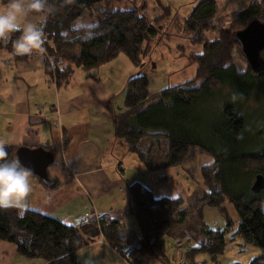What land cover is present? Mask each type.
<instances>
[{"label": "trees", "instance_id": "1", "mask_svg": "<svg viewBox=\"0 0 264 264\" xmlns=\"http://www.w3.org/2000/svg\"><path fill=\"white\" fill-rule=\"evenodd\" d=\"M121 2L47 0L50 11L41 24L43 47L50 60L45 59V72L57 86L66 83L76 68L90 77L121 55L133 67L141 65L159 31L138 10L117 8ZM157 7L160 14L155 22L163 24L173 16L169 5L157 3ZM217 12V0H198L182 23L190 35L189 43L201 46L200 54L187 56L195 65V81L200 85H176L151 94L147 77L134 76L125 86L124 109L113 118L115 140L148 172L180 167L191 150L211 157L212 164L200 168L202 190L196 205L189 207L182 198L155 199L147 187L133 183L129 186L131 211L141 228L137 239L108 216L70 227L33 210L19 214L16 208H0L1 241L13 244L17 254L28 260L78 264V251L103 238L129 264H140L143 257L166 264V240L185 239L198 244L184 252L186 264H199L198 255L215 261L226 244L239 237L243 244L259 249L260 255L248 264H264V188L257 195L251 192L255 178L264 179V128L249 129L241 108L242 102L253 103L257 91L264 92V67L253 73L250 69L239 72L233 65L234 55L242 56L234 35L252 21L264 24V0H252L245 9L229 13L228 27L217 29V37L208 41L204 34L216 31ZM84 15L95 23L75 28ZM2 49L12 51L11 42L0 43ZM260 58L264 64V50ZM234 94H242V98L237 95L233 102ZM162 137L167 142L166 153L155 161V143ZM5 147L7 158L12 159L17 149ZM227 204L235 211L236 225L228 218ZM204 209L218 212L225 227L212 230L196 220L195 226H189V219ZM192 229L201 235L195 239Z\"/></svg>", "mask_w": 264, "mask_h": 264}, {"label": "crops", "instance_id": "2", "mask_svg": "<svg viewBox=\"0 0 264 264\" xmlns=\"http://www.w3.org/2000/svg\"><path fill=\"white\" fill-rule=\"evenodd\" d=\"M127 1L151 24L157 23L155 19L160 14L157 3L169 5L173 16L166 22L174 20L173 24H178L173 0ZM41 17L30 15L28 19L41 27L44 21ZM119 57L90 77L82 68H76L66 83L57 86L55 79L45 72L42 52L16 56L13 50H0V143L16 149L43 148L53 156L56 153L58 158L47 169L52 185L46 186L34 175L33 192L24 208H16L19 214L33 210L70 227H78L87 219L108 216L121 222L124 231L141 237L140 225L131 211L129 186L140 183L151 191L144 182L148 175L159 174L158 185L164 187L168 179L163 175L165 170L146 171L137 157L127 153L114 138L113 118L124 109L115 107L114 88L125 90L128 79L136 76L127 59ZM117 65L121 66V72L115 71ZM176 198L180 197H169ZM203 211L205 215H214L211 224H207L209 228L225 227L218 212ZM172 242L174 245L175 241ZM77 260L78 264H129L103 238L79 250ZM0 264L46 263L23 258L13 244L0 240ZM140 264L165 263L144 257Z\"/></svg>", "mask_w": 264, "mask_h": 264}, {"label": "rangeland", "instance_id": "3", "mask_svg": "<svg viewBox=\"0 0 264 264\" xmlns=\"http://www.w3.org/2000/svg\"><path fill=\"white\" fill-rule=\"evenodd\" d=\"M174 10L178 18V24H173L174 20H169L163 25L157 23H152L155 26L159 34L157 39L150 43V50L146 58L142 61L138 68L133 67L128 63L136 73V76L145 75L148 79V91L151 94L158 93L166 87H173L176 85H183L191 83V87H197L200 85V81H195V65L188 62L187 56L189 54L198 55L201 53L200 45H192L189 43L190 35L183 28V19L185 15L190 14V9L195 5L198 0H173ZM218 12L216 16V31L208 30L205 32V38L208 41H212L217 37V29L228 27V15L232 11H241L249 5L247 0H217ZM117 8H131V4L127 0H123L121 3L116 5ZM174 21V22H173ZM95 22L90 19L88 15L85 18L79 20L74 27H84L91 26ZM126 60L124 56H120ZM128 61V60H127ZM129 62V61H128ZM233 65L235 69L239 72H245L249 68L247 60L240 56L234 55ZM105 65L98 68H103ZM115 71L121 72V66L117 65ZM133 72V73H134ZM130 75V74H129ZM116 97V108H123V91H119L120 88H114ZM225 97V93L222 94ZM118 101V104H117ZM243 103V104H242ZM241 108H243L244 115L247 117V122L249 129L255 130L257 128H264V92L257 91L253 96V103L244 104L242 102ZM158 144L154 151L155 161H160L166 153L167 142L164 137L158 139ZM130 156V155H129ZM132 158H135L131 155ZM197 156V157H196ZM55 161H57V155H54ZM136 160V159H134ZM212 163L211 157L207 154L200 153L198 150H191L189 157L185 164L180 167H174L165 169L163 175L168 179L166 187L158 185L159 174H150L146 177L144 182L147 183L148 187L151 189L154 198L158 199L161 197H180L185 201V205L189 207L196 205L195 199L201 195L202 185L200 168L205 165ZM189 207L187 210H189ZM226 212L229 220L236 225L238 223L235 211L231 205H226ZM262 210L264 212V202L262 204ZM215 212V211H214ZM195 216V214L193 213ZM205 212H200L196 214L195 219H189L190 225L195 224V220L198 223H204L210 225L212 220V213L205 215ZM198 223V224H199ZM195 226V225H194ZM208 227V226H207ZM209 228V227H208ZM211 229V228H209ZM195 239L201 235L198 229H193ZM139 238L138 235L135 239ZM181 248L179 252H185L189 247L197 246L196 242L183 239L181 242ZM166 255L169 258V264H179L177 251L174 249L173 242L170 239L166 240ZM176 251L175 256L173 253ZM173 255V257H172ZM260 255L259 249L252 245L243 244L239 237H235L232 241L228 242L225 249L215 261L205 254L198 255L196 257L197 263L201 264H248L252 259ZM144 258V257H143Z\"/></svg>", "mask_w": 264, "mask_h": 264}, {"label": "clouds", "instance_id": "4", "mask_svg": "<svg viewBox=\"0 0 264 264\" xmlns=\"http://www.w3.org/2000/svg\"><path fill=\"white\" fill-rule=\"evenodd\" d=\"M47 0H0V43L11 42L13 54L31 56L43 52L44 33L29 20L32 14H49ZM19 33L13 39V35ZM242 98L234 94L232 101ZM8 152L0 143V208L21 209L33 192L32 169L23 165L18 157L8 159Z\"/></svg>", "mask_w": 264, "mask_h": 264}, {"label": "water", "instance_id": "5", "mask_svg": "<svg viewBox=\"0 0 264 264\" xmlns=\"http://www.w3.org/2000/svg\"><path fill=\"white\" fill-rule=\"evenodd\" d=\"M234 39L240 47L242 56L248 62V68L253 73L260 72L264 67L260 58V53L264 50V24L252 21L244 30L236 33ZM15 157H18L23 165L32 169L33 174L43 184L52 185L47 175V169L54 162V156L51 152L43 148L33 150L19 148L14 153L13 158ZM263 188L264 179L262 176H257L251 186L252 194H259Z\"/></svg>", "mask_w": 264, "mask_h": 264}, {"label": "built area", "instance_id": "6", "mask_svg": "<svg viewBox=\"0 0 264 264\" xmlns=\"http://www.w3.org/2000/svg\"><path fill=\"white\" fill-rule=\"evenodd\" d=\"M42 47H43V46H42ZM42 53H43L45 59L48 60L49 63H50L49 58L46 56V53H45L44 47H43V52H42ZM55 126H56L57 128H59V124H58V123H56ZM181 245H182L181 242H175V243H174V249L177 251V253L179 252V249L181 248ZM115 253L117 254V252H115ZM178 260H179V264H186V262H185V258H184V253H183V252H179V254H178Z\"/></svg>", "mask_w": 264, "mask_h": 264}]
</instances>
